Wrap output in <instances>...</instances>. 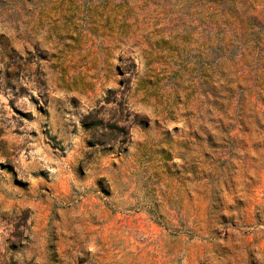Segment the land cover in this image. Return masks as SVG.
Returning a JSON list of instances; mask_svg holds the SVG:
<instances>
[{
  "label": "rangeland",
  "instance_id": "374dc122",
  "mask_svg": "<svg viewBox=\"0 0 264 264\" xmlns=\"http://www.w3.org/2000/svg\"><path fill=\"white\" fill-rule=\"evenodd\" d=\"M0 264H264V0H0Z\"/></svg>",
  "mask_w": 264,
  "mask_h": 264
}]
</instances>
